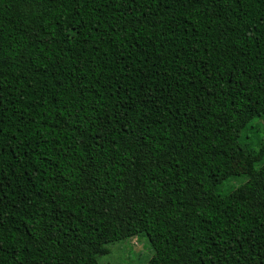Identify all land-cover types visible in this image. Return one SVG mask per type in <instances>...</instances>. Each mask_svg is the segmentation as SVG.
Returning <instances> with one entry per match:
<instances>
[{
	"label": "trees",
	"instance_id": "16d2710c",
	"mask_svg": "<svg viewBox=\"0 0 264 264\" xmlns=\"http://www.w3.org/2000/svg\"><path fill=\"white\" fill-rule=\"evenodd\" d=\"M256 119L264 0H0V264H264Z\"/></svg>",
	"mask_w": 264,
	"mask_h": 264
},
{
	"label": "rangeland",
	"instance_id": "374dc122",
	"mask_svg": "<svg viewBox=\"0 0 264 264\" xmlns=\"http://www.w3.org/2000/svg\"><path fill=\"white\" fill-rule=\"evenodd\" d=\"M253 126L257 127L259 132L257 134L251 132L249 136H252L253 145L259 146L264 137V119H256ZM244 179H233L227 182L222 189L225 191L234 189L240 186ZM108 247L110 253L99 258L100 264H147L154 254V249L145 235L114 242Z\"/></svg>",
	"mask_w": 264,
	"mask_h": 264
},
{
	"label": "snow or ice",
	"instance_id": "6c2138e0",
	"mask_svg": "<svg viewBox=\"0 0 264 264\" xmlns=\"http://www.w3.org/2000/svg\"><path fill=\"white\" fill-rule=\"evenodd\" d=\"M133 2H137V0H133ZM133 11H138V10H133ZM114 30H118V29H114ZM262 168H264V164L261 165ZM262 260H264V258H262Z\"/></svg>",
	"mask_w": 264,
	"mask_h": 264
}]
</instances>
